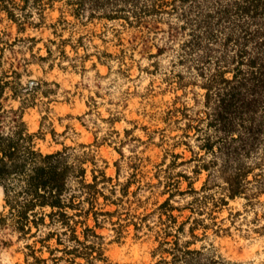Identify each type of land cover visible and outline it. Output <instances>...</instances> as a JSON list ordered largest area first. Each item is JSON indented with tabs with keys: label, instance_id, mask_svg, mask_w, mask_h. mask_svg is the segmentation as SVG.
Wrapping results in <instances>:
<instances>
[{
	"label": "rangeland",
	"instance_id": "374dc122",
	"mask_svg": "<svg viewBox=\"0 0 264 264\" xmlns=\"http://www.w3.org/2000/svg\"><path fill=\"white\" fill-rule=\"evenodd\" d=\"M12 2L17 22L0 5V78L8 82L1 98V125L8 130L14 120H21L28 132L37 133L34 143L42 152L89 144L85 149L112 178L122 199L118 205L101 204L105 210H115L114 224L96 229L105 237V264H154L160 258L170 259L157 247L171 220L157 207L169 191L187 188L179 176L186 167L171 162L188 159L191 153L184 145H173L177 138L172 137L180 130L166 120V111L175 102L192 106L194 96L202 98L204 92L189 86L183 94L176 83L164 79L171 74L174 59L170 47L178 48L185 34L176 32L174 21L165 20L152 29L124 26L121 21L82 23L64 1L26 9H20L19 0ZM162 46L163 54L150 55ZM154 61L159 62L157 69ZM176 69H182L181 65ZM50 130L57 132L54 138ZM92 167L89 162V181ZM205 176V172L193 176V187L199 189ZM222 192L220 188L213 191L215 202ZM225 199L224 205L208 203L213 218L205 221L214 224L205 232L196 229L197 238L189 248L228 264H264V195L249 201L244 196ZM3 200L0 187V217L8 213ZM171 214L178 224L190 211L172 210ZM87 223L93 225L90 219ZM26 244L32 245L36 256H48L35 238L14 229L10 218L0 222V264H29L32 257L25 259L30 254ZM83 263L76 258L60 264Z\"/></svg>",
	"mask_w": 264,
	"mask_h": 264
},
{
	"label": "trees",
	"instance_id": "16d2710c",
	"mask_svg": "<svg viewBox=\"0 0 264 264\" xmlns=\"http://www.w3.org/2000/svg\"><path fill=\"white\" fill-rule=\"evenodd\" d=\"M19 1L20 9L64 1L70 14L82 23L121 21L124 26L152 29L165 20L174 21L176 32L185 34L178 48L170 47L174 59L171 74L164 79L176 83L183 94L189 86L204 92L202 98L194 96L192 106L184 102L176 106L175 102L166 111V120L180 130L172 137L177 138L173 145H184L191 155L171 162L172 166L186 167L179 176L187 188L169 191L157 207L171 220L157 247L170 259L160 258L154 264H228L189 246L197 238L196 229L205 232L214 224L205 221L213 218L209 202L217 206L226 204V197L244 196L249 201L264 195V0ZM12 4V0H0L1 7L17 22ZM165 50L162 46L150 55ZM158 64L154 61L152 66L157 69ZM179 65L182 69L177 70ZM7 85L0 78V113ZM50 132L53 138L57 135ZM35 136L37 133L28 132L21 120H14L5 130L0 119V187L8 207L0 222L10 218L14 229L35 238L40 248L46 249L47 257L36 256L32 245L26 244L30 254H25V259L32 257L29 264L73 263L76 258L83 259V264H105V237L96 229L114 224L111 218L115 210H105L101 204L118 205L122 200L112 178L97 167L91 150L85 149L89 144L42 152L35 146ZM95 143L99 144L96 136ZM89 162L93 166L90 181ZM201 172L206 176L196 189L192 178ZM126 187L127 183L122 195ZM216 188L223 196L215 202L212 193ZM176 195L178 200H174ZM185 209L190 214L176 224L171 211ZM187 236L191 238L183 240ZM51 240L53 244H49Z\"/></svg>",
	"mask_w": 264,
	"mask_h": 264
}]
</instances>
